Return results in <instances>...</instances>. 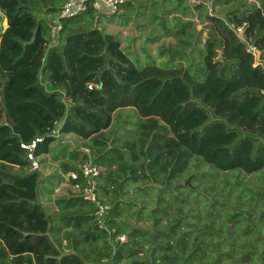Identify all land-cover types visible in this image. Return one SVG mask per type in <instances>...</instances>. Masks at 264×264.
<instances>
[{"label": "trees", "instance_id": "16d2710c", "mask_svg": "<svg viewBox=\"0 0 264 264\" xmlns=\"http://www.w3.org/2000/svg\"><path fill=\"white\" fill-rule=\"evenodd\" d=\"M31 1L0 0V264L253 263L258 245L238 226L264 223V202L245 195L251 181L239 176L264 167V0H171L188 18L173 17L172 31L160 26L175 42L142 65L113 34L85 27L102 16L89 3L59 19L53 40ZM59 1L44 10L59 12ZM207 1L229 5L208 11ZM199 7L202 29L190 18ZM129 108L113 129L117 111ZM55 129L88 141L110 235L93 203L69 187L55 200L56 218L42 203L45 178L32 161L50 152ZM60 168L78 170L68 161Z\"/></svg>", "mask_w": 264, "mask_h": 264}, {"label": "rangeland", "instance_id": "374dc122", "mask_svg": "<svg viewBox=\"0 0 264 264\" xmlns=\"http://www.w3.org/2000/svg\"><path fill=\"white\" fill-rule=\"evenodd\" d=\"M35 1H38L35 4ZM146 7H148L147 12H146V25L144 26L143 32H139L136 33L134 32V30L137 28L135 25H130L128 26V31H126V29L124 27H119V28H115V29H108L105 28L107 26V22H111V21H115L118 24L123 25L124 24V17L123 14L121 15H110L112 16L111 20H109V17L106 16H100L99 20L96 22V18L92 19L87 26H85L86 28L89 27H98L100 28L103 32L105 33H109V34H113L120 42L123 41L122 43V49L126 52V54L128 55V57H130V59L132 61H134L137 65H142L145 62L147 63L150 57V53L154 54L155 52V48L156 46L154 45V43L152 44L151 42H149L148 38H151L152 36L158 35L155 32L158 30L160 31L162 29V27L158 26V24H154V21H156L155 18L152 17V14L154 12H160V8H161V1H156L154 4L151 3V0H146ZM199 2V0H181V4H183V6L185 4L191 3L192 6L193 4ZM31 6H33L34 8H31V12L36 16V18L44 23H47L50 25V28L52 27V25L55 23V20L57 18V13L58 12H54V11H50L47 12L44 10L45 7L47 6H52L53 8H58L60 6V1L59 0H51L49 2H46L45 0L41 1V0H32L30 3ZM229 3L227 4H214V6L212 7L210 5V1H207L205 3V6L207 7L208 11H214L216 12V10H218V8L220 7H224V6H228ZM133 7V6H132ZM126 8V12L124 13L125 15H128V17H130L131 19L134 18L133 14L134 11H137L136 7L133 8ZM205 11L204 7H199L197 9V11L190 16L191 20L194 21L196 23V28L202 29L203 28V23H201L200 20V16L202 15V13ZM180 16L181 17H185L183 18V20L187 19L188 17L185 16V14H183V12H180ZM134 21H136V19H133ZM114 22V23H115ZM74 26L75 27H71V28H77L79 26V23L76 21L74 22ZM135 24V23H134ZM5 25V19H4V15L0 12V33L2 31V28ZM205 30L204 29L201 33V37L204 38L205 37ZM125 31L126 35L122 36V32ZM136 35H139L138 40L136 39ZM137 41H136V40ZM138 45H137V44ZM155 56V55H154ZM156 58H154L155 60ZM165 59V58H164ZM128 113H133V111L129 108V109H120L117 111V117L113 123V129H117L118 125L117 123H119V121L123 120L124 118H127ZM80 147H87L89 148L88 145V141L80 139L79 137L74 136L71 133H67V134H62L61 138H56L55 141H53L50 145V152L47 153V155L45 156H41L39 157V166H40V170L43 172V176H44V181H43V190L41 193V200L42 203L44 204V206H46L48 208V212L51 214V216H53V218H56V212H57V207L55 205V200L58 196H62L66 193L67 191V187L68 185L64 183L63 180L59 179L60 177V173L59 170H61L60 168V163L61 161H68L70 162H75V163H79V161H74L75 158H72L68 155V153L74 149L75 151L79 152V148ZM65 149V151H64ZM58 150H60L59 152H63L66 155H58ZM90 150V148H89ZM81 154V153H80ZM58 155V156H56ZM204 167H209L208 165H205ZM14 170H16L17 168L14 167ZM192 171V167L186 171L182 177L186 176V174ZM232 173L237 172L236 170L231 171ZM231 172H229L228 174H230ZM239 177L243 178H248L251 182H247L244 183V187H245V195L247 197H253V201L254 204H261L262 202H264V199L262 198H257V193H264V167L257 172L251 173V174H243L240 175ZM187 179V177H186ZM185 179V180H186ZM255 199V200H254ZM247 200V199H246ZM247 202V201H246ZM253 203V202H252ZM56 219L52 220V225L55 226V222ZM146 223V222H144ZM239 229H243L245 231V233L240 234L241 236H239L241 239H245L247 241L250 242H256L257 243V247L255 248L254 252H253V263L251 264H258L259 261V253L261 251L262 246L264 245V223L258 225V226H254L253 224H248V222L246 223L245 221H241V223L238 226ZM249 230V232L247 231ZM243 231V232H244ZM48 234L50 235V237L52 239L55 238V236H53V234H51V232H48ZM57 236L58 239L61 240V244L62 247L65 248V243L66 240L63 238V230H60V232H57L55 234ZM241 252V251H240ZM211 254L215 255L216 252H210ZM235 253V252H234ZM237 264V263H236Z\"/></svg>", "mask_w": 264, "mask_h": 264}, {"label": "built area", "instance_id": "2783aa9c", "mask_svg": "<svg viewBox=\"0 0 264 264\" xmlns=\"http://www.w3.org/2000/svg\"><path fill=\"white\" fill-rule=\"evenodd\" d=\"M130 0H64L60 10L57 14L55 23L50 28V36L54 40L56 33L59 29V19L60 18H70L75 17L82 13L89 3L95 10L96 13L100 14L102 10L105 9L106 15H111L119 11L120 6ZM236 33L238 36H242V27L236 28ZM247 51L251 52L253 55L256 54V47L253 45H248L246 48ZM92 85L89 84L88 88ZM261 94L264 95V89H262ZM262 110L264 111V103L262 105ZM53 134L56 138H61L62 134L58 129L53 131ZM80 153L85 157L82 158V161L77 164L78 170H66L65 172L59 170L61 180L68 185L76 193H79L84 200L90 201L94 206V217L99 225V227L105 229L108 235L111 234L113 229H108L104 221L105 214L108 212L110 206L106 203L96 191L97 185V176L100 171V167L97 166L92 161V156L89 148L80 147ZM44 154L42 156H45ZM39 158H34L32 161V168L40 169ZM81 175L82 179H78ZM82 180V181H81ZM119 242H123L126 237L123 233H118L114 237ZM102 264H116L113 263L111 258L104 257L101 259Z\"/></svg>", "mask_w": 264, "mask_h": 264}, {"label": "crops", "instance_id": "0c3cea01", "mask_svg": "<svg viewBox=\"0 0 264 264\" xmlns=\"http://www.w3.org/2000/svg\"><path fill=\"white\" fill-rule=\"evenodd\" d=\"M155 1H159V0H155ZM161 2V8H160V12H154L152 14V16H156V21H154V24H158V26H164V27H167L166 30L167 31H172V27L174 26V23L172 21V18L173 17H176V16H180V10H177V9H173V5L171 3V0H160ZM146 0H130L128 1L127 3H125V5H123L119 11L116 12L117 15H120V14H123V17H124V24L121 25V24H118L113 21L111 22H107V26L105 28H108V29H115V28H119V27H124L126 29V31H128V26L130 25H135L137 28L134 30V32L136 33H139V32H143V29L144 26L146 25L147 21H146V12H147V9L148 7H146ZM136 7L137 11H134V18L136 19V21H134L133 19L134 18H130L128 17V15H125L124 13L126 12V8H131V7ZM132 7V8H133ZM166 10V11H165ZM105 9L102 10V12L100 14H102L103 16H106V17H109L110 15H106L105 13ZM184 14V13H183ZM112 15V14H111ZM180 18H185V17H181ZM135 23V24H134ZM199 29V28H197ZM165 28H162L160 31H156L155 33L158 34L157 37L155 38V42H154V45L156 46V48L158 46H167L169 45L170 43H174L175 42V39L174 37L172 36H165L163 37V35L159 36L162 32L166 31ZM126 35V32L123 31L122 32V36H125ZM136 37V39L138 40L139 38V35H136L134 36ZM135 39V40H136ZM136 40V41H137ZM122 43L123 41L120 42L121 46H122ZM137 44V43H136ZM153 44V43H152ZM138 45V44H137ZM155 48V50H156ZM155 62L156 63H159V62H162V60H164L163 58L164 57H157L155 56ZM60 150H58V155H66L64 153L65 149L63 152H59ZM56 155V156H58ZM79 157L80 155H78V157L75 158L74 161H79ZM71 164H74L76 165L77 163L75 162H70Z\"/></svg>", "mask_w": 264, "mask_h": 264}, {"label": "water", "instance_id": "95a60500", "mask_svg": "<svg viewBox=\"0 0 264 264\" xmlns=\"http://www.w3.org/2000/svg\"><path fill=\"white\" fill-rule=\"evenodd\" d=\"M259 56H260V52L257 50V51H256V54H255V58H256V59H259ZM186 182H187V180H186Z\"/></svg>", "mask_w": 264, "mask_h": 264}]
</instances>
